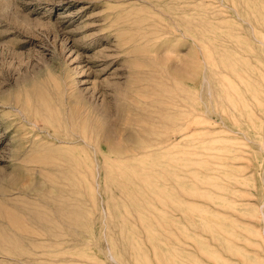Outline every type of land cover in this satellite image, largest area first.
Segmentation results:
<instances>
[{
  "label": "rangeland",
  "instance_id": "obj_1",
  "mask_svg": "<svg viewBox=\"0 0 264 264\" xmlns=\"http://www.w3.org/2000/svg\"><path fill=\"white\" fill-rule=\"evenodd\" d=\"M177 1L0 0V264H264V0Z\"/></svg>",
  "mask_w": 264,
  "mask_h": 264
},
{
  "label": "bare ground",
  "instance_id": "obj_2",
  "mask_svg": "<svg viewBox=\"0 0 264 264\" xmlns=\"http://www.w3.org/2000/svg\"><path fill=\"white\" fill-rule=\"evenodd\" d=\"M190 3L191 2H189V1H187V2L186 1L183 2V1H180V0L177 1V3H176L177 8L176 9L174 8L175 9V12L172 13L173 14L172 17L174 18L173 20H175L176 25L178 27H183V29L185 31V34H187V35H190V33H191V26H192L191 25L190 18H189V4ZM182 5H185V7H187V8H185V9L180 8V6H182ZM184 17H186L185 20H184ZM179 20H181V23L179 22ZM188 38H189V36H188ZM156 120L157 119H155V121ZM191 121L192 120L187 117L185 119V122L182 124L181 129L175 130V128L172 127L171 128V134L168 135V136H163L162 135L163 132L161 130H159V128H158L159 127V123H160L159 121L158 122L152 121V122L147 123L146 125H142L140 123H134L133 125H135L137 131L134 132V133H131L130 136H128L127 139L124 140V143H118V144H115V145H111L110 142H109L110 143L109 144L108 141H105V144L108 147L107 154L109 155V157L114 158V160H116V161L117 160L118 161L119 160H124V159H135L137 157H142V158L143 157H151L152 155H155L160 150H162L164 144L173 143L178 138H181V139L185 138L187 136V134H189V132H186V131H191L189 129V127L191 128V126H190L191 125ZM140 122H142V121H140ZM193 125H194V123H193ZM82 134H85V133L82 132ZM127 135H128V133H127ZM119 136H120V134H119ZM124 136H126V135H124ZM81 137H82V135H81ZM85 138H86V136H85ZM81 141H82V139H81ZM173 144H175V143H173Z\"/></svg>",
  "mask_w": 264,
  "mask_h": 264
}]
</instances>
